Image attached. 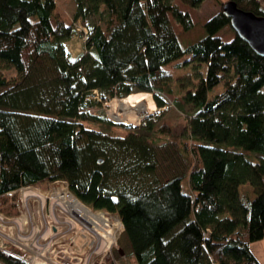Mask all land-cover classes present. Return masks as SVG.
Returning a JSON list of instances; mask_svg holds the SVG:
<instances>
[{"label":"trees","instance_id":"trees-1","mask_svg":"<svg viewBox=\"0 0 264 264\" xmlns=\"http://www.w3.org/2000/svg\"><path fill=\"white\" fill-rule=\"evenodd\" d=\"M204 1L77 0L72 22L58 0H0V212L18 214L21 187L65 180L80 201L121 218L125 255L115 256L125 264H262L251 244L264 238V56L232 28L228 0L183 46L178 32L194 29ZM234 1L264 16L262 0ZM79 20L88 30L73 58L65 43ZM185 57L173 69L185 70L177 104L191 110L187 169L163 179L151 136L171 135L170 122L114 135L89 126L114 124L86 109L134 89L168 106L158 94L173 92L166 66Z\"/></svg>","mask_w":264,"mask_h":264},{"label":"built area","instance_id":"built-area-1","mask_svg":"<svg viewBox=\"0 0 264 264\" xmlns=\"http://www.w3.org/2000/svg\"><path fill=\"white\" fill-rule=\"evenodd\" d=\"M16 192L18 214L0 212V252L23 264H125L114 252L125 229L117 214L80 201L65 180Z\"/></svg>","mask_w":264,"mask_h":264},{"label":"rangeland","instance_id":"rangeland-1","mask_svg":"<svg viewBox=\"0 0 264 264\" xmlns=\"http://www.w3.org/2000/svg\"><path fill=\"white\" fill-rule=\"evenodd\" d=\"M225 0H205L204 3L194 9L193 15H194V21H195V27L192 31L185 33V32H178L180 42L183 46L190 45L194 42H197L201 38H203L206 35L205 30V22L208 18L215 15L216 13L220 12L222 9V3ZM263 4H264V0ZM58 8L62 15L65 16V18L69 21L73 22V15L77 8V0H58ZM80 24L84 26V24L81 22V20L75 22L76 27V33L73 36V38L69 41H67L66 47L70 55L75 58L80 53H82L85 49V38L80 34L81 31L78 30ZM86 28V27H85ZM88 29L86 28V31ZM83 31V30H82ZM85 32V30H84ZM190 57H185L180 59L179 61L173 62L166 66L167 69L173 71V79L170 81L171 88L173 90L172 93L170 92H161L158 93L160 97L167 100L169 103L168 106L160 108L155 105H153L154 109L150 110L146 107L144 110V118L141 119V121H138V123L134 122L136 120H139V112L133 111L126 112L122 110L119 106V103H121V99L129 98L133 100L134 98H142V96H146V100L144 102L146 104H150L149 98L153 97V94H145L138 89H134L133 93L126 96V97H113V98H106L103 99V103L101 106L93 107L89 106L86 110L93 114H98L100 117L105 118L106 120L113 122V126H107L105 124H95L91 123L89 126H92L94 128H97L99 130L109 132L114 135H122L125 136L127 134L128 130H132L138 126H141L144 123L145 119H152L155 121L157 128L161 126V124L164 121H168L172 125V134L167 136L162 133H155L151 136L157 144L160 147V153H161V163L159 164V167L157 169V174H159L163 179L169 178L177 171L185 172L187 169V162L185 158L180 156V151L182 150L183 142H184V136L183 132L188 124L189 114L191 112L190 107L186 106L185 109H181L177 101L182 102L181 97V90L179 88V85L177 83L178 80H176L175 76H178L180 74H184L185 70H178L173 69L175 64L177 62L189 59ZM223 89V85L220 84L216 87L215 92H219ZM264 89V87H263ZM104 96L101 92H97L94 95L91 96L92 99L101 100V98ZM153 103V102H152ZM131 113V114H129ZM149 113V114H148ZM120 115L124 120L130 123L121 122L115 119V116ZM125 116V118H124ZM135 118V119H134ZM134 122V123H133ZM184 188L188 189L186 181L183 182ZM47 185H42L43 188H45ZM241 193H248L251 198H254V191L250 186H242L241 187ZM124 243H126V239H124ZM253 248H256L255 254L258 255L259 261L264 264V238L253 242ZM262 247V251L259 250V248ZM119 249V248H118ZM252 250V249H251ZM115 252V251H114ZM116 254V252H115ZM122 256V255H121ZM124 256V255H123Z\"/></svg>","mask_w":264,"mask_h":264},{"label":"water","instance_id":"water-1","mask_svg":"<svg viewBox=\"0 0 264 264\" xmlns=\"http://www.w3.org/2000/svg\"><path fill=\"white\" fill-rule=\"evenodd\" d=\"M222 11L230 18L231 26L237 35L257 54L264 56V16L240 8L234 0L226 1ZM118 252L122 256L125 255L121 248Z\"/></svg>","mask_w":264,"mask_h":264},{"label":"bare ground","instance_id":"bare-ground-1","mask_svg":"<svg viewBox=\"0 0 264 264\" xmlns=\"http://www.w3.org/2000/svg\"><path fill=\"white\" fill-rule=\"evenodd\" d=\"M146 98H147L146 96H142V98L137 97V98H134L133 100H131L129 98H124V99H121V103H119V106L122 110H124L126 112L132 113L133 111H138L140 118H139V120L134 121V122L138 123V121H141V119L144 118V116H145L144 110L146 109V107L147 108L149 107L148 109H150V110L154 109V107H153L154 102H153L152 98L151 97L149 98L150 104H146L144 102V100H146ZM131 113H129V114H131ZM124 118H125V116H124ZM115 119L118 121H121V122L130 123V122H127L126 120H124L120 115L115 116Z\"/></svg>","mask_w":264,"mask_h":264},{"label":"crops","instance_id":"crops-1","mask_svg":"<svg viewBox=\"0 0 264 264\" xmlns=\"http://www.w3.org/2000/svg\"><path fill=\"white\" fill-rule=\"evenodd\" d=\"M251 249L253 251V253L255 252L256 248H253V244H251ZM260 251H262V247L259 248ZM255 254V253H254ZM256 255V254H255ZM264 256V255H263ZM256 257L259 259L258 255H256ZM260 260V259H259Z\"/></svg>","mask_w":264,"mask_h":264}]
</instances>
